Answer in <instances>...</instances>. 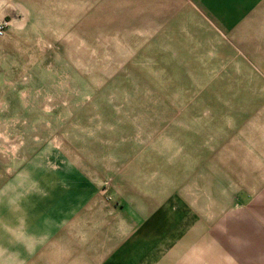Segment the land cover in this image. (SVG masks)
Returning <instances> with one entry per match:
<instances>
[{
  "label": "rangeland",
  "instance_id": "1",
  "mask_svg": "<svg viewBox=\"0 0 264 264\" xmlns=\"http://www.w3.org/2000/svg\"><path fill=\"white\" fill-rule=\"evenodd\" d=\"M136 3L0 0V264H86L92 253L53 245L135 220L131 203L155 204L139 220L188 209L210 241L252 204L264 224V180L242 178L248 155L232 146L247 109L264 107V83H219L221 69L200 67L182 38L139 34ZM166 13L152 5V17ZM153 51L188 60L187 75L156 67ZM261 239L241 237L239 251L264 253Z\"/></svg>",
  "mask_w": 264,
  "mask_h": 264
},
{
  "label": "crops",
  "instance_id": "2",
  "mask_svg": "<svg viewBox=\"0 0 264 264\" xmlns=\"http://www.w3.org/2000/svg\"><path fill=\"white\" fill-rule=\"evenodd\" d=\"M163 2L167 8L163 16L167 24L160 21V17L150 15L152 5L158 4L159 0H139L136 3L139 4V34L155 35L157 30L160 33L163 29L161 34L182 38L188 48L194 51L192 58L200 67L221 69L214 74L220 78L217 79L219 83L224 82L223 77L230 74L238 78V83H264V0ZM142 11L149 15H141ZM152 19L156 22L154 30L150 23ZM146 22H149V26ZM165 52L174 62V53L166 49ZM159 53L162 52L153 53L157 57L156 67H174L179 69L177 77L187 75L190 67L188 60L183 59L174 64L166 62L161 58L163 53ZM255 68L260 69L261 77L256 76ZM225 69L227 71L223 72ZM253 89L251 94L254 93ZM245 117L242 123H238L245 139L232 140V146L242 148L248 155V160L242 161V164L247 165L242 178L264 180V161L260 157L264 155V107L247 109ZM237 173L235 178L240 179V171ZM251 173L256 175L250 176ZM245 193L251 194L243 191ZM131 204L126 207L136 213L135 220H119L111 225L100 226L101 229L89 233L95 238L94 242H58L53 245V249L58 252L92 253L86 264H264V253L246 255L239 251L241 237L243 243L248 239L250 242L255 239L262 242L261 237L264 238V224L258 221L263 217L256 204L249 205L247 210L239 209L240 212L244 211L242 215L240 212L232 214L225 231L224 221L221 220L220 227L215 231V241L209 240L207 221L198 220L197 223L192 220L188 209L183 218L173 219L168 217L172 210L162 205L158 211L164 216L156 212L152 219L139 220V216H144L142 211L153 208L155 204ZM57 234L59 237L62 232ZM225 238H229L230 242L225 241Z\"/></svg>",
  "mask_w": 264,
  "mask_h": 264
}]
</instances>
